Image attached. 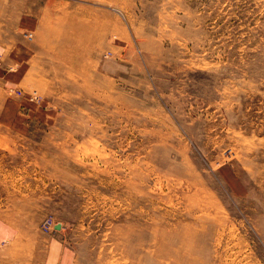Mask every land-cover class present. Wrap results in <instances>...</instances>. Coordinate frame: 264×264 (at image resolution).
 I'll return each mask as SVG.
<instances>
[{
  "label": "rangeland",
  "instance_id": "obj_1",
  "mask_svg": "<svg viewBox=\"0 0 264 264\" xmlns=\"http://www.w3.org/2000/svg\"><path fill=\"white\" fill-rule=\"evenodd\" d=\"M42 3L0 82V264H264V0Z\"/></svg>",
  "mask_w": 264,
  "mask_h": 264
},
{
  "label": "crops",
  "instance_id": "obj_2",
  "mask_svg": "<svg viewBox=\"0 0 264 264\" xmlns=\"http://www.w3.org/2000/svg\"><path fill=\"white\" fill-rule=\"evenodd\" d=\"M42 4V0H0V82L5 76L12 77L15 71L10 68L26 65L23 54L27 47L26 32L28 26L37 28ZM0 97H3L0 99L1 116L9 122L16 115L15 107L18 109V106L4 92Z\"/></svg>",
  "mask_w": 264,
  "mask_h": 264
},
{
  "label": "built area",
  "instance_id": "obj_3",
  "mask_svg": "<svg viewBox=\"0 0 264 264\" xmlns=\"http://www.w3.org/2000/svg\"><path fill=\"white\" fill-rule=\"evenodd\" d=\"M52 223V220L50 218H45L43 221H42V225L45 227V228H48V226Z\"/></svg>",
  "mask_w": 264,
  "mask_h": 264
}]
</instances>
